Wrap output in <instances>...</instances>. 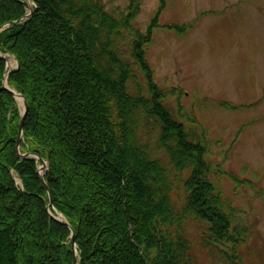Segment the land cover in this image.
<instances>
[{
  "label": "trees",
  "instance_id": "trees-1",
  "mask_svg": "<svg viewBox=\"0 0 264 264\" xmlns=\"http://www.w3.org/2000/svg\"><path fill=\"white\" fill-rule=\"evenodd\" d=\"M31 1L24 19L20 2L0 0V55L15 57L7 84L28 105L20 150L47 160L48 170L41 180L36 158L18 153L16 99L0 90V264H72L71 232L47 211L45 185L50 213L74 230L77 264H193V225L204 230L200 244L232 261L247 232L213 179L205 145L176 120L152 79L142 49L149 39L132 29L137 5L117 16L102 0ZM121 30L134 33L125 58ZM2 56L0 86L8 72ZM134 65L144 92L130 89ZM149 124L172 169L143 143ZM173 172L188 176L184 201Z\"/></svg>",
  "mask_w": 264,
  "mask_h": 264
},
{
  "label": "rangeland",
  "instance_id": "rangeland-1",
  "mask_svg": "<svg viewBox=\"0 0 264 264\" xmlns=\"http://www.w3.org/2000/svg\"><path fill=\"white\" fill-rule=\"evenodd\" d=\"M22 1L28 2L32 14L33 2ZM102 1L105 9L116 12L117 16L126 15L130 3L137 5L132 29L149 39L142 49L152 79L166 94V103L176 120L184 123L194 138L205 145L206 160L217 166L218 175L213 179L231 203L238 227L247 232L232 261L221 262L219 251L205 247L204 240L199 243L204 236L202 227L191 226L188 229L193 238L188 242L191 261L193 264H264V0ZM25 9V14L29 13ZM170 27L184 29L176 31ZM133 40L131 30H121L116 41L124 58L130 56ZM2 57L6 58L8 71L17 68L13 55ZM133 70L136 77L130 89L134 84L144 92V78L136 65ZM6 86L9 87L7 79ZM16 105L21 117L24 108L20 98L16 99ZM140 135L151 155L171 168L158 147L157 126H143ZM22 136L23 132L18 153L21 157L36 158L37 173L44 179L48 161L22 153ZM227 175L238 178L240 184ZM172 176L174 193L184 201L182 180L188 176L175 172ZM179 199L174 200L177 208L181 206ZM57 216L63 219L60 214ZM223 247L229 252V246ZM152 253L147 252L150 259Z\"/></svg>",
  "mask_w": 264,
  "mask_h": 264
},
{
  "label": "water",
  "instance_id": "water-1",
  "mask_svg": "<svg viewBox=\"0 0 264 264\" xmlns=\"http://www.w3.org/2000/svg\"><path fill=\"white\" fill-rule=\"evenodd\" d=\"M18 2H20L24 7H26L28 10H29V13L25 14V16L23 17L24 19L25 18H28L31 14V9L29 8V4L28 2L26 1H22V0H16ZM13 24V23H11ZM7 68L9 67L8 64L6 65ZM11 70H9L5 76H4V80H3V86L0 87V90H6L8 91L10 94L13 95V97L15 99L17 98H20L23 102V114L22 116L20 117L19 119V122H18V134H17V139H16V146L18 147V144H19V141H20V138H21V135H22V130H23V122H24V119H25V116H26V113H27V110H28V106H27V102H26V99L24 97V95L22 93H19L17 91H15L14 89H11L9 87L6 86V79L8 77V75L10 74ZM41 180H43V177H40ZM46 187V190L48 192V203H46V209L48 210L50 208V206L52 205V201H51V197H50V193H49V189L47 187V185H45ZM51 218H53L55 221L57 222H62L64 223L66 226H68L70 232H71V240H70V244H71V251H72V264H77V251H76V245H75V242H74V230L72 229V227H70L67 222L63 221L60 217L58 216H54L52 214H50Z\"/></svg>",
  "mask_w": 264,
  "mask_h": 264
}]
</instances>
